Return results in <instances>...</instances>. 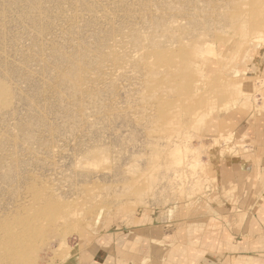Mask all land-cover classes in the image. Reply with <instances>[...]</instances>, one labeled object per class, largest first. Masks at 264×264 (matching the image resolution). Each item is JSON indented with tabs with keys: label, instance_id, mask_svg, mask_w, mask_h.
<instances>
[{
	"label": "rangeland",
	"instance_id": "374dc122",
	"mask_svg": "<svg viewBox=\"0 0 264 264\" xmlns=\"http://www.w3.org/2000/svg\"><path fill=\"white\" fill-rule=\"evenodd\" d=\"M263 112L264 0H0V264L190 263Z\"/></svg>",
	"mask_w": 264,
	"mask_h": 264
},
{
	"label": "crops",
	"instance_id": "0c3cea01",
	"mask_svg": "<svg viewBox=\"0 0 264 264\" xmlns=\"http://www.w3.org/2000/svg\"><path fill=\"white\" fill-rule=\"evenodd\" d=\"M235 136L249 144L251 152H245L244 156H240L241 158H236V156L233 158L231 167L238 165V161L239 166L241 164L240 168L233 169V175L237 173L238 177L245 172L246 175H249L250 172L255 171L256 173L259 172L263 178L262 195L258 197V201L253 202L254 204L257 203L254 208L257 211L252 210V212L249 211L245 214L247 215L246 220L239 229V234H232L231 226L229 227L232 224V219L226 222L229 225L224 224V227L219 228L220 231L217 232L220 235V243L214 245L212 250L197 247L203 253L197 254L194 252L196 249H193L188 264H192V262L193 264L194 262H196L195 264H264V112L260 116L237 121ZM242 158H245L246 162ZM256 164L257 166H255ZM237 214L242 215L241 212ZM208 250L209 253L206 252ZM233 255L244 256V263L238 262L237 259L233 260ZM145 263L151 264V260Z\"/></svg>",
	"mask_w": 264,
	"mask_h": 264
},
{
	"label": "bare ground",
	"instance_id": "6f19581e",
	"mask_svg": "<svg viewBox=\"0 0 264 264\" xmlns=\"http://www.w3.org/2000/svg\"><path fill=\"white\" fill-rule=\"evenodd\" d=\"M32 237H33V236H32ZM32 237H31V238H32ZM18 238H19V237H18ZM26 238H27V237H26ZM28 238H29V236H28ZM31 238H30V240H31ZM33 238H34V237H33ZM33 238H32V239H33ZM21 239H22V238H21ZM21 239H20V240H21ZM24 239H25V237H24ZM22 240H23V239H22ZM19 242H20V241H19ZM19 242H18V243H19ZM21 243H22V242H21ZM27 243H28V242H27V240H26V244H25V243H23V244L28 245ZM13 244H14V242L11 244V248L14 247ZM15 245H16V244H15ZM19 246H20V244H19ZM21 246H24V245H21ZM24 247H25V246H24ZM14 248H15V247H14ZM14 248H13V249H14ZM18 248H19V247H18ZM20 248H21V247H20ZM19 250H20V249H19ZM18 253H20V252H18ZM18 253H17V255H18ZM19 256H20V255H19Z\"/></svg>",
	"mask_w": 264,
	"mask_h": 264
}]
</instances>
